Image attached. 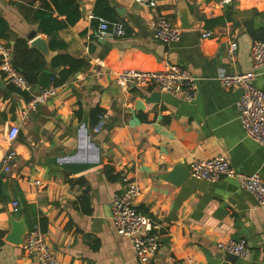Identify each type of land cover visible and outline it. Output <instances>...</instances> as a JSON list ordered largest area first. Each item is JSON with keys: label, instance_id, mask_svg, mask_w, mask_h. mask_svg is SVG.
<instances>
[{"label": "crops", "instance_id": "obj_1", "mask_svg": "<svg viewBox=\"0 0 264 264\" xmlns=\"http://www.w3.org/2000/svg\"><path fill=\"white\" fill-rule=\"evenodd\" d=\"M28 1L0 0V16L9 26L8 44L19 37L29 43L33 31L47 39L17 6ZM77 1L84 14L58 34L70 54L88 60L86 68L57 86L56 95L24 121L19 110L27 100L10 92L6 85L11 83L0 74L7 89L0 88V160L10 146L17 152L10 171L0 168V264H35L21 244L5 240L11 217L22 220L26 231L46 222L48 244L62 264H141L128 237L117 233L110 208L113 193L130 180L142 188L137 208L159 224L158 249L146 264H264V214L236 178L207 182L188 175L175 183L164 177L176 168L188 170L192 159L225 155L237 171L264 178V146L246 136L238 119L240 88L225 87L219 79L223 72L255 70L253 82L264 89V66L255 69L250 56L252 41L264 39V0H234L230 5L222 0H161L156 9L134 0H113L123 8L121 15L115 13L126 32L104 36L102 42L92 26L95 0ZM38 4L34 0L32 5ZM182 7L195 25L182 28L176 43L155 40L150 25L155 14L163 12L178 24ZM207 30L212 34L203 37L201 32ZM230 39L237 42L233 61L225 52ZM167 63L191 73L196 86L192 100L159 91V101L148 102L147 96L158 90L125 87L114 74L125 68L159 69ZM41 88L30 84L27 93L32 96ZM137 101L143 104L140 108ZM95 106L105 114V125L97 133L89 124ZM84 118L101 162L70 173L49 158L75 159L96 150L87 142ZM6 124L19 125L12 143L4 136ZM86 189L89 211L78 200ZM227 238H244L249 255L228 261L217 247Z\"/></svg>", "mask_w": 264, "mask_h": 264}, {"label": "built area", "instance_id": "obj_2", "mask_svg": "<svg viewBox=\"0 0 264 264\" xmlns=\"http://www.w3.org/2000/svg\"><path fill=\"white\" fill-rule=\"evenodd\" d=\"M137 3L156 9L161 0H134ZM223 3L233 4L234 0H222ZM153 38L163 44L176 43L181 38L182 28L171 20L165 13L158 12L150 23ZM126 32L122 20H108L98 17L96 35L120 37ZM211 31H202L203 37L210 36ZM237 42L228 40L225 48L227 57L234 60ZM250 56L253 67L264 66V39H255L250 45ZM0 74L3 79L20 90L28 91L30 83L12 63V50L7 40L0 38ZM116 81L123 86H149L154 90L179 95L185 100H192L196 93L195 80L191 73L177 63H167L159 69L125 68L114 73ZM255 70L248 72H223L220 74L221 84L225 87L238 86L240 96L236 102L238 119L246 134L260 145L264 146V89L257 87L253 80ZM57 93V87L49 85L33 94L19 110V116L24 121L30 111L35 110L41 103L47 102ZM105 114H100L97 121L90 126L93 133L103 129ZM18 124H6L4 136L9 143L17 137ZM17 158L16 150L10 146L2 155L0 168L10 171ZM189 175L196 179L214 182L222 177L236 178L245 190L255 198L258 207L264 214V178L257 172L246 174L237 171L225 155L210 158H196L189 162ZM36 183H38L36 181ZM141 186L135 180L127 182L121 191L113 193L110 200L111 215L114 227L122 236L128 237L135 258L146 264L155 255L159 241V224L148 214L137 208L136 200L141 194ZM17 202H13L16 206ZM23 251L34 258L35 264H62L49 246L46 233L40 226L28 229L21 244ZM217 247L226 254H234L237 258H246L250 249L244 238H227L219 240ZM189 264H193L190 262Z\"/></svg>", "mask_w": 264, "mask_h": 264}, {"label": "trees", "instance_id": "obj_3", "mask_svg": "<svg viewBox=\"0 0 264 264\" xmlns=\"http://www.w3.org/2000/svg\"><path fill=\"white\" fill-rule=\"evenodd\" d=\"M34 0H29L28 4H17L21 8L25 17L32 23L37 24L39 32L47 37V44L52 52L49 60L40 50L31 47L27 39L15 38L12 44H9L12 50V63L20 73L33 85L38 84L42 88L47 85L60 86L65 83L73 74L86 68L89 65L87 59L76 57L67 51V43L59 37L58 31L67 26L75 24L81 18L80 5L77 0H39L37 6H33ZM113 0H95L92 8V26L98 24V17L108 20H118L114 9L111 6ZM252 32V31H251ZM0 38L9 41V26L7 21L0 16ZM10 92H15L25 100L31 96L27 91L20 90L11 84L6 85ZM104 110L99 106L91 109L89 115L90 126L94 124L98 116L103 114ZM142 120L145 118L141 117ZM110 179H113L111 176ZM83 184L84 179L77 180ZM79 202L85 211L90 209L85 206L88 204L87 189L78 196ZM44 218H41V220ZM46 222L41 221V229L45 230ZM4 231L0 230V244L3 243L2 237Z\"/></svg>", "mask_w": 264, "mask_h": 264}, {"label": "water", "instance_id": "obj_4", "mask_svg": "<svg viewBox=\"0 0 264 264\" xmlns=\"http://www.w3.org/2000/svg\"><path fill=\"white\" fill-rule=\"evenodd\" d=\"M112 8L115 10L117 15H121L123 13V8L120 6L115 5L114 3H111ZM81 13L84 14V7L80 6ZM180 17H179V23L178 25L181 28H191L195 25V22L190 20L188 18V13L185 8H180ZM236 24H239L238 21H236ZM29 38V45L31 47H35L38 50L42 52V54L45 56L46 60H49L52 56V52L48 47L47 39L41 37V36H35V32H31V34L28 35ZM98 41L102 42L103 38H98ZM0 88L4 91H6V87L3 83V80L0 77ZM160 99V92L159 91H153L150 93L149 96H147L146 100L148 102H156ZM143 104L140 101H137V108H140ZM83 126L86 129V138L87 142L92 144L96 150L92 154H85L83 156H78L75 159L71 158H62V157H52L49 158V162L60 166L66 170H68L70 173H78L83 170L89 169L91 167H94L98 165L101 162L100 157V150L98 148V145L91 140L88 135L89 131L87 128V118H84L83 120ZM189 175V171L186 170L184 172L179 171V169H174L171 172H169L166 176H164L166 179L172 180L175 183H178L179 181H182ZM26 232V226L22 220H15L13 217L10 218V229L5 234L4 238L8 242H11L16 245L22 244L23 236ZM227 260L230 262H234L237 259V256L234 254H226Z\"/></svg>", "mask_w": 264, "mask_h": 264}]
</instances>
